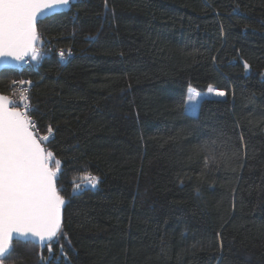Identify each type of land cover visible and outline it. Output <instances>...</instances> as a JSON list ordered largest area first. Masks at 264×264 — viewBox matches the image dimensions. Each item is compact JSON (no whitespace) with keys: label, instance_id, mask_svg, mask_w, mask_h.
Segmentation results:
<instances>
[{"label":"trees","instance_id":"trees-1","mask_svg":"<svg viewBox=\"0 0 264 264\" xmlns=\"http://www.w3.org/2000/svg\"><path fill=\"white\" fill-rule=\"evenodd\" d=\"M37 32L50 51L0 93L32 81L66 203L3 264H264V0H73ZM188 85L224 96L188 114Z\"/></svg>","mask_w":264,"mask_h":264},{"label":"snow or ice","instance_id":"snow-or-ice-1","mask_svg":"<svg viewBox=\"0 0 264 264\" xmlns=\"http://www.w3.org/2000/svg\"><path fill=\"white\" fill-rule=\"evenodd\" d=\"M70 3L71 0H0V57L19 61L31 52L36 59V23L49 10H70ZM60 56L64 57V53ZM244 67L249 69L247 63ZM195 99V95L189 97V101ZM10 103L7 97L0 96V264L11 250L13 233L37 238L42 244L56 238L62 228L61 207L66 203L55 184L57 171L48 166L52 153L45 154L30 131L32 122L25 114L10 109ZM48 132L53 129L49 127ZM60 163L56 161L57 169ZM84 179L93 187L99 183L95 176ZM79 188L74 186V190Z\"/></svg>","mask_w":264,"mask_h":264},{"label":"built area","instance_id":"built-area-1","mask_svg":"<svg viewBox=\"0 0 264 264\" xmlns=\"http://www.w3.org/2000/svg\"><path fill=\"white\" fill-rule=\"evenodd\" d=\"M37 49L36 53V59L32 58V55L28 58L21 61L20 66L18 69H26V70H36L42 63L43 59L47 55V53L50 51L49 47L46 46L45 42L42 40H38V43L35 47ZM64 53V57L60 56V53ZM55 56L56 58L61 62L64 63L68 59L71 58V51L69 49L67 50H55ZM23 81L24 84H21L20 82ZM33 83L29 79H15L10 82L9 84V95H7V98L9 101H12L10 103V107L17 109L19 112L25 114L29 120L32 122L30 112L32 110V105L30 104L28 100V93L32 87ZM33 126V122H32Z\"/></svg>","mask_w":264,"mask_h":264},{"label":"water","instance_id":"water-1","mask_svg":"<svg viewBox=\"0 0 264 264\" xmlns=\"http://www.w3.org/2000/svg\"><path fill=\"white\" fill-rule=\"evenodd\" d=\"M72 2H73V0H71V3H72ZM71 3H70V4H71ZM67 10H68V9H66V8H64V9H52V10H49V14H48L46 17H41V18L38 20V22L41 21V20H43V19H45V18H48V17H50V16H52V15L60 14V13H62V12H66ZM38 22H37V23H38ZM37 23H36V30H37ZM37 33H38V32H37ZM38 37H39V36H38ZM38 40H39V38H38ZM38 40L34 42V47H36V45H37V43H38ZM31 55H32V53L29 52L27 55H25L24 59L28 58V57L31 56ZM24 59H23V60H24ZM21 61H22V60L17 61V60H15L14 58H11V57H0V72H1V71H4V70H16V69H18V67H19L20 64H21ZM0 96L7 97L6 95L1 94V93H0ZM8 107H9L10 109H13V110L18 111L17 109L11 108L10 105H8ZM18 112H19V111H18ZM30 131L33 132L34 136L37 138L38 142L40 143L41 148L44 150L45 154H47V152H46L44 146L42 145V143L40 142V140L38 139V137L35 135V133H34V131L32 130L31 127H30ZM48 166H49V165H48ZM49 168H50V166H49ZM55 184H56V178H55ZM62 219H63V206L61 207V223H62ZM54 239H55V238H53V240H54ZM53 240H52V241H53ZM15 241H19V242H31V243L36 244V245H47V244H49L50 242H52V241H45V242L42 244L41 242L38 241L37 238L31 237V236L20 237V236H18L17 234L13 233V238H12V240L10 241L11 250H12V244H13V242H15ZM11 250H10V251H11ZM9 253H10V252H9Z\"/></svg>","mask_w":264,"mask_h":264},{"label":"rangeland","instance_id":"rangeland-1","mask_svg":"<svg viewBox=\"0 0 264 264\" xmlns=\"http://www.w3.org/2000/svg\"><path fill=\"white\" fill-rule=\"evenodd\" d=\"M209 89H212L213 91H209ZM217 92H223L218 89H216L213 86H208L204 90H197L191 85H188L186 88L185 93V104H184V110L188 114H196L198 111L199 103L206 98H222L223 96L217 95ZM224 93V92H223ZM196 96L195 100L189 101L190 96ZM187 105V107H186ZM85 187H93L90 182L85 181L83 184Z\"/></svg>","mask_w":264,"mask_h":264}]
</instances>
